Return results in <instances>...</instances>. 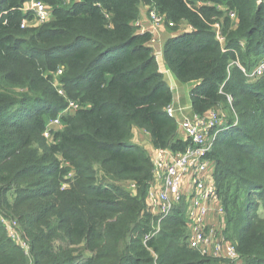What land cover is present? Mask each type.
<instances>
[{
    "label": "trees",
    "instance_id": "obj_1",
    "mask_svg": "<svg viewBox=\"0 0 264 264\" xmlns=\"http://www.w3.org/2000/svg\"><path fill=\"white\" fill-rule=\"evenodd\" d=\"M30 1L0 0V264L211 263L190 249L182 211L144 243L154 226L147 209L153 161L132 143L133 132L145 130L155 149L174 153L189 143L166 112L174 97L152 34L139 32L142 7L172 27L165 63L192 86L194 114L226 102L224 94L234 99L241 118L228 122L211 157L226 232L246 264H264V88L238 65L250 68L241 39L248 54L264 55V0H38L53 10L43 31L21 28ZM182 23L191 31L179 33ZM216 24L227 25L225 47ZM60 70L63 91L79 108L62 117L64 130L48 146L46 127L68 106L51 83ZM1 218L18 221L29 254Z\"/></svg>",
    "mask_w": 264,
    "mask_h": 264
},
{
    "label": "built area",
    "instance_id": "obj_2",
    "mask_svg": "<svg viewBox=\"0 0 264 264\" xmlns=\"http://www.w3.org/2000/svg\"><path fill=\"white\" fill-rule=\"evenodd\" d=\"M65 1L68 3L70 0ZM21 11L24 15L22 29L27 28L29 17L37 24H45L53 19L52 8L42 1L31 0ZM5 14L0 15V20ZM150 17L156 26L165 25V19L155 10H150ZM137 25L139 26V22ZM242 71L249 80L262 76L264 60L252 73L244 69ZM61 74L62 70L57 75ZM229 101L232 102V99L229 98ZM73 107L79 108L78 105L70 104L69 108ZM166 112L176 119L177 111L171 105ZM60 122L57 119L51 122L50 126L59 125ZM177 123L179 130L184 134L181 138L189 144L183 152L155 149L153 153L147 209L154 219V226L153 231L145 237L144 243L160 234L166 219L182 211L189 229L190 249L198 251L205 258L218 259L225 264H240L242 257L236 245L226 236V213L215 177L216 162L211 157L215 143L226 129L223 120L219 119L218 113L212 111L203 115L193 113L182 116ZM1 220L8 229L5 222L7 220ZM9 235L12 240L20 241L13 231L9 230Z\"/></svg>",
    "mask_w": 264,
    "mask_h": 264
},
{
    "label": "rangeland",
    "instance_id": "obj_3",
    "mask_svg": "<svg viewBox=\"0 0 264 264\" xmlns=\"http://www.w3.org/2000/svg\"><path fill=\"white\" fill-rule=\"evenodd\" d=\"M221 9L222 10H226L225 7H221ZM229 16H230V27H229V30L230 31H234L236 29V24H235L236 15L235 14H229ZM147 17H148V19H149V21H150V23L152 25V27H151V29H152L151 31L152 32L158 31V30H160L162 28L163 31H166L167 33L169 32V33L174 34V32L172 30V27H167L165 25L161 26V27L156 26L154 24V22L152 21L151 17H150V12L149 11L147 13ZM28 19L29 20L27 22V24H28L27 28H29V29L35 28V29H38L39 31H43V30L49 29V27L51 26V23H53V21H50V22L45 23V24H37V23L32 21V19H33L32 17H29ZM226 29H227V25L221 26L220 24H216L213 27V30L217 34L218 38L221 39V43H222L223 47L226 46V41H225V38H224V35H223ZM185 31L186 32H188V31L190 32L191 28L186 23H182V25L180 26L179 33L185 32ZM241 41L243 42L242 52L245 55L246 61L248 63V66H250V68L248 69V68L242 66L241 64H238V65L241 68V70L244 69L246 72L252 73L253 71L256 70V67L259 65V63H261L264 60V55L254 56L255 53H256V50L254 48H252L251 52L248 54V52H246L247 41L244 40V39H241ZM151 43H153V44L157 43V39L154 37L153 41ZM60 76L61 75H53L51 83L53 85V88H55L57 90L59 96L63 97V98H66L68 100V106H67V108L65 109V111L62 114L58 115L56 118L51 120V122H53V121H55L57 119H59L61 121V119H62V117L64 115L67 116V117H70L77 111L76 107L69 108L70 104H74V105H78V104L75 103L74 101H72L70 98H68L67 95H65V93L63 91V84H62V82L60 80ZM248 81L251 82V83H254V84H259L260 87L264 88V74L262 76H257L255 79H251V80H248ZM191 88H192V86H191ZM223 97L227 98V101L226 102H224V101L218 102L208 112L214 111V112L218 113L219 119L223 120L224 126H226L228 124V122H231V121H234L233 124H234V126H236L238 124L240 118H241L240 114H239V110L235 108V102H234V99H233V97L231 95L224 94ZM229 98L232 99V102L229 101ZM188 115H190V114H188ZM51 122L48 123L47 129H46L45 134H44V138L46 139V144L48 146H53V144H55V135H56V133L62 132L64 130V128L61 126V122L59 123V125L50 126ZM178 127H179V125H178ZM143 131H144L145 134H148L145 130H143ZM46 134H47V136H46ZM179 136L182 137V136H184V134L181 133V135H179ZM151 157L153 159V155ZM58 160H60V162H63L61 158H58ZM130 190L133 191V189H130ZM223 199L224 198L222 196L221 197L222 203L224 202ZM244 204L245 203H244L243 200L240 201L239 204H237L235 212L233 213L234 214L233 215L234 216L233 219L235 218V216H237L238 212H240V215L242 214V209L244 207ZM263 212H264V209L258 210V213H260V214L263 213ZM225 216L227 218L226 214H225ZM4 220H6V219H4ZM5 222H7V226L9 227L7 229L8 235H9V230L13 231L14 233H16L19 236V237L17 236V238H20V241H18V242L15 241V242H17L18 245L21 246L25 250V252L29 254L30 245L25 240V238L22 236L23 229H22L21 225L16 220H14L13 222H10V221H5ZM187 231L189 232V229H187ZM226 236H227V238H228V240L230 242H232V243H234L236 245V240L234 238H232V236H233V231L232 230H230L228 233H226ZM208 260L211 261V263L209 262L208 264H225L223 261L218 260V259L208 258ZM240 264H246V262H244L243 259H242Z\"/></svg>",
    "mask_w": 264,
    "mask_h": 264
},
{
    "label": "crops",
    "instance_id": "obj_4",
    "mask_svg": "<svg viewBox=\"0 0 264 264\" xmlns=\"http://www.w3.org/2000/svg\"><path fill=\"white\" fill-rule=\"evenodd\" d=\"M149 9L148 7H142L139 20V32L144 34L150 32L152 25L147 17ZM157 39V43H151V47L156 55L157 63L160 73L163 75L165 82L168 84L173 93V102L171 106L177 111L176 121H179L182 116L193 114L191 91L192 88L188 84L180 82L174 73L166 66L164 53L167 41L173 37L174 34L167 33L161 28L158 31L150 32ZM179 135L181 131L178 129ZM132 143L134 145L144 148L150 156L153 155L155 148L152 145L151 136L145 134L144 131L139 128L134 130V136Z\"/></svg>",
    "mask_w": 264,
    "mask_h": 264
}]
</instances>
